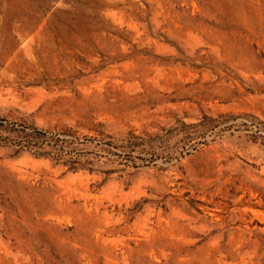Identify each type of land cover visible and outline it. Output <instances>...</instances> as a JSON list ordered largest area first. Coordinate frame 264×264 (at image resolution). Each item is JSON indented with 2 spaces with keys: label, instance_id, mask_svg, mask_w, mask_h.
Segmentation results:
<instances>
[{
  "label": "rangeland",
  "instance_id": "1",
  "mask_svg": "<svg viewBox=\"0 0 264 264\" xmlns=\"http://www.w3.org/2000/svg\"><path fill=\"white\" fill-rule=\"evenodd\" d=\"M0 264H264V0H0Z\"/></svg>",
  "mask_w": 264,
  "mask_h": 264
}]
</instances>
